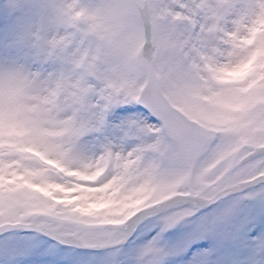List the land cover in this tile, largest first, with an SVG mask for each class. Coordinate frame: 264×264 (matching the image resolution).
Instances as JSON below:
<instances>
[{"label":"snow or ice","instance_id":"6c2138e0","mask_svg":"<svg viewBox=\"0 0 264 264\" xmlns=\"http://www.w3.org/2000/svg\"><path fill=\"white\" fill-rule=\"evenodd\" d=\"M247 201L264 205V0H0L3 264H225L220 244L264 264Z\"/></svg>","mask_w":264,"mask_h":264},{"label":"rangeland","instance_id":"374dc122","mask_svg":"<svg viewBox=\"0 0 264 264\" xmlns=\"http://www.w3.org/2000/svg\"><path fill=\"white\" fill-rule=\"evenodd\" d=\"M213 207H216V205ZM204 211H209V210L207 209ZM262 214H264V205H261L259 201H247L238 212L237 217L234 219H245L248 217H254L259 219ZM189 219L191 221L190 223L178 224L176 227L165 232L163 235V243L169 246L177 245L186 236H188V234L191 233L196 228L198 223L196 216H193ZM157 220L158 217H155L148 219L145 222H142V224L137 229V232L134 234V237L127 242L126 247H124V249H127L129 244L133 243V241H135L136 246L142 245L143 243L150 241L158 231V228L155 227V223L157 222ZM230 227H231L230 221L217 225L215 236L218 239L223 240L226 236L229 235ZM137 237H139V239H137ZM213 243L214 241L212 238L200 240L197 243L192 244L191 247H189L187 251L183 252L181 255L183 257H187L188 259H191L192 254L200 250L202 246L205 248H211ZM228 249L229 246L227 244L219 245V259L224 261L225 264H227V262L230 260V256L228 255ZM76 252L80 253L78 251ZM173 261H175L176 264H181V256L173 255L168 257V259L166 260V264H172ZM0 264H3L2 260H0Z\"/></svg>","mask_w":264,"mask_h":264},{"label":"water","instance_id":"95a60500","mask_svg":"<svg viewBox=\"0 0 264 264\" xmlns=\"http://www.w3.org/2000/svg\"><path fill=\"white\" fill-rule=\"evenodd\" d=\"M142 220H144V219H142ZM142 220H141V221H142ZM141 221H139V222L137 223V225L134 227V229H133V233L130 235L129 239L133 236L134 232L137 230V227L139 226V224H140ZM127 241H128V240H127ZM127 241H125L124 246L127 244ZM64 246H67V245H64ZM78 250H85V249H78ZM89 251L94 252V251H96V250H89Z\"/></svg>","mask_w":264,"mask_h":264}]
</instances>
